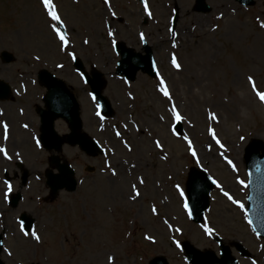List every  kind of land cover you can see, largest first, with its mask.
<instances>
[{"label": "rangeland", "instance_id": "374dc122", "mask_svg": "<svg viewBox=\"0 0 264 264\" xmlns=\"http://www.w3.org/2000/svg\"><path fill=\"white\" fill-rule=\"evenodd\" d=\"M208 1L212 11L198 14L193 11L194 0H146L147 11L145 0L143 4L52 0L63 22L58 27L68 39L63 48L42 0H0V81L13 91L10 100L0 103V137L1 122L11 119L14 135L24 134L30 142L9 144V148L0 145L11 157L0 153V174L4 170L18 175L15 162H22L32 182L25 205L41 215L34 231L40 242L32 243V236L9 237L5 245L12 258H5L7 264H144L155 247L170 239L188 240L203 251L217 252L216 237L226 245L245 243L254 261L241 260L242 264H264L263 242L246 215L248 178L243 160L252 141L264 142V102L248 80L251 76L256 90L264 92V28L260 27L264 0H256L250 8L235 0ZM175 6L180 20L173 36ZM146 17L149 22L143 26ZM141 33L149 37L159 76L152 79L139 73L128 82L116 74L120 57L112 41L142 53ZM2 52L11 53L15 60L3 62ZM69 52L82 59L88 71L104 74L108 82L104 95L116 111L114 118L98 120L97 103L75 71ZM173 56L179 70L170 62ZM44 69L72 88L81 106L84 131L105 150L91 157L79 148L64 146L58 156L74 169L78 188L51 199H47L45 175L49 159L56 154L31 140L33 132L39 138V118L31 107L40 105L42 91L36 81ZM160 78L171 101L158 91ZM173 105L183 117L181 134L174 131ZM24 125L30 127L23 130ZM56 129L60 135L69 133L61 120ZM189 140L196 157L188 148ZM193 167L204 169L220 185L201 225L191 222L180 195L183 192L185 201L187 175ZM136 191L140 195L133 198ZM224 191L243 208L225 197ZM204 227L212 228L213 234H206ZM146 236L158 240V245ZM169 254L174 264H185L180 252Z\"/></svg>", "mask_w": 264, "mask_h": 264}, {"label": "water", "instance_id": "95a60500", "mask_svg": "<svg viewBox=\"0 0 264 264\" xmlns=\"http://www.w3.org/2000/svg\"><path fill=\"white\" fill-rule=\"evenodd\" d=\"M244 5H253V0H239ZM198 11H207L209 7L204 3V0H198L197 5ZM120 52L123 55V61L120 64V72L126 74L129 78L134 79L137 71L141 68L145 70L144 62H141L142 58L135 57L139 59L138 66L133 68L131 72L127 70L128 63L133 56L128 55L129 50L123 48L122 45L119 46ZM151 57V54H149ZM148 57V56H147ZM3 59L6 63H10L14 60V57L7 53H3ZM141 60V61H140ZM80 65V64H79ZM40 81H51L52 83L46 82L49 86V94L51 96L50 103L52 104V97L55 95L54 88L63 90V98L65 101V106L62 109V115L70 123V128L72 134L67 137L68 142L71 145H80L87 153L96 154V145L93 144L88 136L80 135L79 132L82 129V123L79 118V106L75 99L72 97L70 92L66 89V86L62 84L61 81L56 80L53 75L43 71L39 74ZM91 84L96 91L97 95L101 97L102 89L105 84L100 82V76L95 77L94 80H91ZM9 87L0 83V98H6L9 93ZM102 98V97H101ZM105 104L106 111L110 112V106L104 98H102ZM54 103V102H53ZM59 110L58 108H56ZM49 127V129H48ZM181 128V126H179ZM47 132L43 135V140L47 149H55L57 152L61 151L63 140L58 139L56 134L53 132L52 128L48 125ZM54 143V146H53ZM246 163L248 171L251 175V189L252 196L250 198V217L252 223L257 231V233L264 237V143L261 141H254L250 147L246 150ZM52 164L57 167L60 174L58 176L53 175L52 172L48 175V184L53 190V193H57L59 190L66 188L68 191L73 192L76 190V181L73 176L74 173L68 165H60L58 159H52ZM200 180L202 185L201 190H196L195 186ZM207 179L204 174L193 172L188 181V188L190 194V209L195 213L196 220L200 221L202 218V213L206 210L209 205L208 196L212 190V184H206ZM187 252L189 253L190 258L197 264H236L231 258L230 253L225 251L223 259L219 260L213 257L211 254L203 255L193 250L188 244H185ZM0 264L1 261H0Z\"/></svg>", "mask_w": 264, "mask_h": 264}, {"label": "flooded vegetation", "instance_id": "af4514ba", "mask_svg": "<svg viewBox=\"0 0 264 264\" xmlns=\"http://www.w3.org/2000/svg\"><path fill=\"white\" fill-rule=\"evenodd\" d=\"M40 87L43 93L40 97V105H33L31 107L33 109L35 107L36 113L39 112L38 109L40 108V106H43L45 88L42 85H40ZM3 122L7 124L9 132L7 134V139L1 137L0 142L3 140V143L6 145L10 144L16 146L20 144H30V142H28L27 139L23 136L24 134L21 135V139L18 136L14 135L13 131H11V119H9V121L7 122ZM15 166L19 171L18 175L14 176V172L9 173L4 170L3 173L0 174V233L3 234L4 241L6 236H9L11 234L14 235L17 228H22L23 218H30L28 216H33L37 221V218L41 216L38 209L35 211L34 207L25 205L27 200V193L32 190L31 175L29 173H22L18 163H15ZM8 184H11L12 186L10 192L8 191ZM36 221L34 224L35 226Z\"/></svg>", "mask_w": 264, "mask_h": 264}, {"label": "snow or ice", "instance_id": "6c2138e0", "mask_svg": "<svg viewBox=\"0 0 264 264\" xmlns=\"http://www.w3.org/2000/svg\"><path fill=\"white\" fill-rule=\"evenodd\" d=\"M42 3H43L44 8L47 10V13H48V15H49L51 21H54V22H55L54 24L51 25L52 31L55 33L56 37H57V38L59 39V41L61 42V46H62L63 48H66L67 45H68V39H67L66 34H65V33H62V32L60 31V27H58L59 25H62L63 22H62V20H61V17L59 16L58 12L55 10V6H54L52 0H42ZM104 3H105V4H108V3H109V0H104ZM144 7H145V10L147 11L148 5H147L146 0H145V3H144ZM113 15H114V13H113ZM149 15H151V13H149ZM260 27L264 28V23H262V24L260 25ZM213 30H215V29H213ZM108 35H109V36H113V33L109 32ZM143 38H144V37H143V35L141 34V39H143ZM84 43H88V41H84ZM112 43H113V46H115V40H114V39H113ZM68 55H70V56L73 58V60L76 59L74 53L69 52ZM36 59H39V57H36ZM171 62H172V64H173V66L176 67V68L179 70L180 65H179V63L177 62L175 56L172 57V61H171ZM58 67H63V65H58ZM248 80H249L250 83L253 84V91H255L257 97L260 99L261 102H264V92H260V91H257V90H256V88H255V84H254V81H253V78H252L251 76L248 77ZM85 82H87V81H85ZM158 91H159L160 93H162V95H163L165 98H167L169 101L172 100V96H171V94H170V92H169V90H168V87H167V85H166V82L164 81L163 78H160V80H159ZM92 99L95 100L96 97L93 96ZM98 107H99V106H98ZM171 112H172V114H173V119H174L177 123H179V122L182 121L183 117H182L181 113L177 110V108H176L175 105L172 106V108H171ZM96 115H97V116H100V119L103 120L104 117L101 116V114H100L99 111L96 113ZM210 118L213 119V120H216V117H215L214 114H211V115H210ZM161 119H163V117H161ZM24 127L27 128V125H24ZM4 130H5V139H7V125H6V124L4 125ZM117 135H119V133H117ZM212 137H213L214 140H216V143H217V144L220 143V141H219L218 139H216V135H215V132H214V131L212 132ZM185 139L187 140V137H185ZM241 139H243V137H241ZM156 145H157V147H161L159 141H156ZM36 146H37V147H40V146H41L39 140H36ZM188 148H189V150L191 151V155H192L193 157H196L197 153H196V151L193 149V147H192V143H191L190 140L188 141ZM0 153H3V154H4V157H5L6 159H9V160L11 159V157L8 155L7 151H6L4 148H0ZM17 155H19V154L17 153ZM228 164L231 165V166L233 167V170H234V171L236 170V169H235V165L232 163L231 160L228 161ZM112 175H116V172L113 171V172H112ZM6 183H7V182H6ZM141 183H143V180H141ZM213 183H216V181H213ZM239 183L243 184L242 181H239ZM7 187H8V191L10 192V191H11V188H12L11 184H8ZM177 187H179V186H177ZM217 187H220V185L217 184ZM133 188L135 189V185H133ZM181 194L183 195V193H181ZM139 195H140V193H139L138 191H136V192H135V195H134L133 198L138 197ZM223 195H224L225 197H227L230 201H232L233 204H237L239 207L243 208V205H242V204H239L238 201L234 200L233 197H232L227 191H224V192H223ZM184 207H185L186 210H188V205H187V203H185ZM152 211L155 213V212H156V209L153 208ZM189 216H191V211H190V210H189ZM249 223H251V222H249ZM176 231L179 232L180 230H179V229H176ZM204 232H205L206 234H208L209 236H211V235L213 234V229L210 228V227H204ZM24 235L27 236V235H29V233L25 232ZM31 236H32L33 239H35V240L37 241V243L40 242V236L37 235L36 232H32V233H31ZM145 239H148V240H150L152 243H155V240H154L152 237H150V236H146ZM172 243H174V244L176 245L177 248H180V247H181L180 242H179L178 240H176V239H173V240H172ZM5 251H8V250L5 249ZM8 254L11 255V252L8 251ZM112 259H113L112 257H109V261H110V262L112 261Z\"/></svg>", "mask_w": 264, "mask_h": 264}]
</instances>
